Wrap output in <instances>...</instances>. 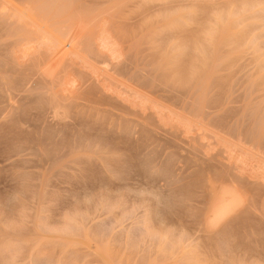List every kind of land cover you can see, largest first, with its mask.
Here are the masks:
<instances>
[{"label":"rangeland","instance_id":"obj_1","mask_svg":"<svg viewBox=\"0 0 264 264\" xmlns=\"http://www.w3.org/2000/svg\"><path fill=\"white\" fill-rule=\"evenodd\" d=\"M263 177L264 0H0V264H264Z\"/></svg>","mask_w":264,"mask_h":264},{"label":"bare ground","instance_id":"obj_2","mask_svg":"<svg viewBox=\"0 0 264 264\" xmlns=\"http://www.w3.org/2000/svg\"><path fill=\"white\" fill-rule=\"evenodd\" d=\"M29 16H30V15H29ZM14 17H15V15H14ZM31 19H32V18H31ZM31 19H29V20H31ZM18 21H19V20H18ZM19 22H21V21H19ZM22 26H23V25H22ZM33 26L35 27L36 24L33 25ZM37 26H38V24H37ZM102 26L105 27L104 24H102ZM29 27H30V26H29ZM44 28H45V27H44ZM101 28H102V27H100V29H101ZM37 29H38V28H37ZM37 29H36V30H37ZM33 30H34V29H33ZM102 30H103V28H102ZM102 30H101V31H102ZM40 31H41V30H40ZM103 32H104V31H103ZM106 33H108V31H107ZM100 34H102V33L100 32ZM100 34H99V36H100ZM102 35H103V34H102ZM46 36H47V35H46ZM48 36H50V34H49ZM99 36H98V38H100V40L98 39V41H101V37H102V36H100V37H99ZM62 37H63V36H62ZM62 37H60V38L62 39ZM104 37H106V34H105ZM107 37H108V36H107ZM47 38H48V37H47ZM51 39H52V38H51ZM51 39H50V40H51ZM54 39H55V38H54ZM63 39H65V38H63ZM63 39H62V40H63ZM70 39H71V38H70ZM104 39H105V38H103V40H104ZM108 39H109V38H108ZM52 40H53V39H52ZM55 40H56V42H58V39H57V38H56ZM55 40H53L54 42L51 41V44H54V46L57 45L56 42H55ZM96 40H97V37H96ZM103 40H102V41H103ZM96 42H97V41H96ZM105 42H106V41H104V43H105ZM99 43H101V42H99ZM99 43H98V44H99ZM49 44H50V43H49ZM73 44H74V43H73ZM73 44L70 42V40H65V41L63 40V41L60 42V39H59V42H58V46H57V47H58V50H59L60 47L68 46V47H71V48H72L71 50H74L75 45H73ZM82 44H83V43H82ZM95 44H97V43H95ZM85 45H86V44H85ZM91 45H92V44H91ZM91 45H90V46H91ZM102 45H103V44H102ZM102 45H100V46L102 47ZM105 45H106V43H105ZM51 46H53V45H51ZM81 46H82V45H81ZM44 47H45V46H44ZM47 47H49V46H47ZM77 47H78V46H77ZM82 47L84 48V46H82ZM93 47H95V46H93ZM93 47H92V48H93ZM38 48H39V47H38ZM88 48H89V47H88ZM106 48H107V47H106ZM47 49H48V48H47ZM79 49H80V48H79ZM84 49H85V48H84ZM96 49H97V48H96ZM102 49L105 50V47L102 48ZM58 50H57V51H58ZM63 50H64V49H63ZM81 50H82V49H81ZM94 50H95V49H94ZM100 50H101V49H100ZM104 50H103V51H104ZM109 50H110V49H109ZM37 51H39V50H37ZM45 51H46V48H45ZM45 51H44V52H45ZM47 51H48V50H47ZM59 51H61V50H59ZM79 51H80V50H79ZM82 51H83V50H82ZM87 51H90V50L88 49ZM101 51H102V50H101ZM103 51H102V52H103ZM35 52H36V51H35ZM71 52H72V51H70L69 54H71ZM94 52H95V51H94ZM102 52H101V53H102ZM106 52H107V50H106ZM111 52H112V51H111ZM111 52H110V53H111ZM33 53H34V52H33ZM37 53H38V52H37ZM47 53H48V52H47ZM54 53L57 54V52H55V51L53 50V54H54ZM72 53H73V52H72ZM95 53H96V52H95ZM98 53H99V52H98ZM103 53H104V52H103ZM103 53H102V55H101L100 53H99V54H100L101 56H103ZM74 54H75V53H74ZM76 54H77V53H76ZM78 54H79V53H78ZM89 54H90V55L92 54L91 51L89 52ZM36 55H37V54H35L34 56H36ZM38 55H39V54H38ZM41 55H42V52H41ZM65 55L67 56V53H66ZM65 55H64V56H65ZM96 55H97V54H96ZM96 55H95V56H96ZM100 55H98V57H99ZM31 56H32V55H31ZM47 56H49V55H47ZM50 56H51V55H50ZM50 56H49V58H51ZM59 56L61 57V55H59ZM59 56H57V57L59 58ZM105 56H106V53H105ZM45 57H46V56H45ZM73 57H74V56H73ZM78 57H79V56H78ZM90 57H91V56H90ZM29 58L32 59V58H34V57H29ZM29 58H28V59H29ZM36 58H37V57H36ZM36 58L34 59V61L36 60ZM40 58H41V57H40ZM62 58H63V57H62ZM65 58H66V57H65ZM71 58H72V57H71ZM74 58H76V55H75ZM79 58H80V57H79ZM31 59H30V60H31ZM37 59H39V58H37ZM54 59H56V58H54ZM59 59H60V58H59ZM100 59H102V58H100ZM39 60H40V59H39ZM49 60H50V59H49ZM64 60H65V59H64ZM64 60H63V62H64ZM73 60H74V59H73ZM73 60H72V61H73ZM76 60H78V58H77ZM103 60H104V59H103ZM105 60H106V59H105ZM40 61H41V60H40ZM55 61H56V60H55ZM57 61H58V60H57ZM57 61L55 62V64H58V66H59V62H60V61H59V62H57ZM66 61H67V60H66ZM82 61H84V60H82ZM82 61H81V62H82ZM26 62H27V61H26ZM30 62H31V61H30ZM37 62H38V60L36 61V63H37ZM46 62H48V61H46ZM70 62H71V61H70ZM73 62H74V61H73ZM79 62H80V60H79ZM50 63H51V61H50ZM60 63H61V65H62V62H60ZM68 63H69V62H68ZM68 63H66V64L69 65ZM75 63H76V62H75ZM100 63H101V62H100ZM51 64H52V63H51ZM72 64H73V63H72ZM76 64H77V63H76ZM70 65H71V64H70ZM83 65H84V64H83ZM51 66H52V65H51ZM73 66H75V65H73ZM77 66H78V64H77ZM85 66H87V65L85 64ZM49 67H50V66H49ZM49 67H47V68H49ZM65 67H66V66H65ZM71 67H72V66H70V68H71ZM52 68H55V67H52ZM58 68H59V67H58ZM68 68H69V67H68ZM70 68H69V69H70ZM79 68H81V67H79ZM88 68H89V67H88ZM69 69H68V70H69ZM82 69H83V68H82ZM85 69H86V68H85ZM48 70H49V69H48ZM54 70H55V69H54ZM74 70H75V69H74ZM74 70H73V71H74ZM65 71H66V69H65ZM65 71L61 70V73L64 74V76L62 75V76L64 77L63 80L68 79V77L66 78V76L68 75V73H67L66 76H65ZM70 71H72V70H70ZM73 71H72V72H73ZM80 71H82V70H80ZM92 71H93V70H92ZM52 72H53V71H52ZM75 72H77V71L75 70ZM82 72H83V71H82ZM94 72H95V71H94ZM53 73H54V72H53ZM91 73L94 74L93 72H91ZM95 73L97 74V72H95ZM58 74H59V73H58ZM70 74H71V72L69 73V75H70ZM72 74H73V73H72ZM96 74H95V76H96ZM51 75H52V74H51ZM54 75L57 76V75H56V72H55ZM54 75H53V76H54ZM59 75H60V74H59ZM105 75H106V73H105ZM92 76H93V75H92ZM100 76H101V75H100ZM103 76H104V75H103ZM106 76H108V75H106ZM51 77H52V76H51ZM60 77H61V75L59 76V78H60ZM69 77H70V76H69ZM71 77H72V76H71ZM96 77H97V76H96ZM55 78H56V77H55ZM57 78H58V77H57ZM61 78H62V77H61ZM99 78H100V77H99ZM102 78H103V77H102ZM53 79H54V77H53ZM100 79H101V78H100ZM56 80H57V79H55L54 81H56ZM94 80H96V79L94 78ZM101 80H102V79H101ZM54 81H53V82H54ZM57 81H58V80H57ZM57 81H56V82H57ZM60 81H61V79H60ZM67 81L70 82V79L66 80V85L68 84ZM103 81H104V80H103ZM109 81H111V80L108 79V82H109ZM105 82H106V81H105ZM110 83H113V82H110ZM52 84H54V83H52ZM56 84H57V83H56ZM98 84H99V83H98ZM100 84H101V82H100ZM113 84H114V83H113ZM59 85H60V84H59ZM62 85H64V83H63ZM106 85H107V82H106ZM111 85H112V84H111ZM64 86H65V85H64ZM107 86H108V85H107ZM107 86H106V87L104 86V87L107 88ZM56 87H57V86H56ZM108 87H109V86H108ZM63 88H64V87H63ZM111 88H112V87H111ZM103 89H104V88H103ZM103 89H102V90H103ZM112 89H113V88H112ZM112 89H111V90H112ZM105 90H106V89H104V91H105ZM116 90H117V88H116ZM108 91H110L109 88H108ZM106 92H107V91H106ZM109 93H111V91H110ZM131 93H133V92H131ZM106 94H107V93H106ZM118 94H119V93H118ZM135 94H136V93H135ZM135 94H133V95H135ZM119 95H120V94H119ZM123 95H124V92H123L122 96H123ZM131 97H132V95H131ZM131 97L129 96L128 99L130 100ZM133 97H137V96H133ZM138 97H139V96H138ZM140 98H142V97L140 96ZM39 99H40V98H39ZM120 99H121V98H120ZM123 99H124V98H123ZM102 100H103V99H102ZM102 100H101V102H102ZM140 100H141V99H140ZM196 100H197V98H196ZM38 101H39V100H38ZM103 101H104V100H103ZM132 101H133V100H132ZM40 102H41V100H40ZM137 102H138V100H137ZM128 103H129V102H127V104H128ZM135 103H136V102H135ZM40 104H41V103H40ZM130 104H131V103H130ZM133 104H134V103H133ZM133 104H132V106H133ZM138 104H140V103H138ZM35 105H37V104H35ZM35 105H34V106H35ZM41 105H42V104H41ZM128 106H129V105H128ZM136 107H137V105H136ZM132 108H133V107H132ZM134 108H135V105H134ZM48 134H49V133H48ZM28 136H29V135H28ZM31 137H32V136H31ZM21 138H22V137H21ZM38 138H39V137H38ZM33 139H34V137H33ZM33 139H32V140H33ZM48 139H49V138H48ZM32 140H31V138H30V141H32ZM38 140H39V139H38ZM40 142H41V140H40ZM42 143H43V142H42ZM44 143H45V142H44ZM40 144H41V143H40ZM56 145H57V144H56ZM46 146H47V145H46ZM43 147H45V146H43ZM61 147H62V146H61ZM49 150H50V149H49ZM240 161H241V160H240ZM252 162H253V161H252ZM146 164H147V163H146ZM244 164H245V163H244ZM250 164H251V163H250ZM234 165H235V164H234ZM262 166H263V165H262ZM262 166H261V167H262ZM238 167H239V166H238ZM242 168H243V167H242ZM242 168H241V169H242ZM258 168H259V167H258ZM262 168H263V167H262ZM144 169H145V168H144ZM254 169H255V168H254ZM259 170H260V168H259ZM144 171H145V170H144ZM256 171H258V170H256ZM261 171H262V169H261ZM261 171H260V173H261ZM236 173H237V172H236ZM262 173H263V172H262ZM245 174H246V173H245ZM251 174H252V171H251ZM198 175L201 176L200 174H198ZM220 175H223V173L220 174ZM259 175H260V174H259ZM240 177H241V176H240ZM214 178H215V177H214ZM223 178H224V177H223ZM263 178H264V177H263ZM216 179H217V178H216ZM240 179H241V178H240ZM214 180H215V179H214ZM245 180H246V179H245ZM224 182H225V179H224ZM230 182H231V181H230ZM234 182H235V180H234ZM241 182H242V181H241ZM253 184H254V183H253ZM190 185H191V184H190ZM240 185H242V184H240ZM243 185H245V184L243 183ZM256 185H257V184H256ZM191 186H192V185H191ZM253 186H254V185H253ZM194 187H196V186H194ZM197 187H198V186H197ZM197 187H196V188H197ZM242 187H243V186H242ZM245 187H246V186H245ZM250 187H251V186H250ZM257 187H258V185H257ZM257 187H255V188H257ZM248 188H249V186H248ZM250 189H251V188H250ZM243 190H245V189L243 188ZM191 191H192V190H191ZM246 205H247V204H246ZM224 213H225V212H224ZM210 215H211V214H210ZM216 216H217V214H216ZM218 216H219V215H218ZM214 218H215V217H214ZM219 220H221V215H220V217H219ZM244 226H245V225H244ZM242 227H243V226H242ZM237 228H238V227H237Z\"/></svg>","mask_w":264,"mask_h":264}]
</instances>
